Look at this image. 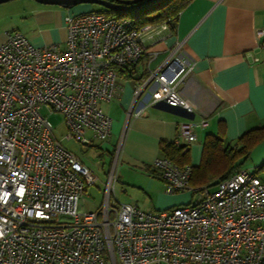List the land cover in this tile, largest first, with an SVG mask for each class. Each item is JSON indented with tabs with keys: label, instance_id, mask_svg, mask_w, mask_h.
Returning <instances> with one entry per match:
<instances>
[{
	"label": "built area",
	"instance_id": "2783aa9c",
	"mask_svg": "<svg viewBox=\"0 0 264 264\" xmlns=\"http://www.w3.org/2000/svg\"><path fill=\"white\" fill-rule=\"evenodd\" d=\"M168 21L138 27L127 17L104 12L67 15L64 48L35 45L15 29L5 32L0 43V264H264V179L252 168L239 167L210 190L191 185L190 165L158 156L151 166L165 192L188 190L199 198L144 211L112 199L114 160L101 205L80 212L79 200L97 177L63 147L39 112L43 107L61 113L67 139L90 144L109 138L113 119L101 103L120 92L116 70L138 64L144 36L169 30ZM257 37V48L264 51V30ZM245 57L259 61L250 51ZM192 61L183 42H175L135 86L130 113L141 114L135 103L147 91L150 105L191 113L194 107L178 86ZM193 127L192 122L178 124L186 143L196 138Z\"/></svg>",
	"mask_w": 264,
	"mask_h": 264
},
{
	"label": "crops",
	"instance_id": "0c3cea01",
	"mask_svg": "<svg viewBox=\"0 0 264 264\" xmlns=\"http://www.w3.org/2000/svg\"><path fill=\"white\" fill-rule=\"evenodd\" d=\"M83 10L87 8L33 6L20 12L18 18H34L38 26L49 18H63V22L53 28L40 27L38 31L20 32L35 45L53 44L64 48V18ZM260 30H264V0H192L180 12L174 30L144 36L145 52L140 62L129 71L132 77L117 75L118 96L101 103L113 119L111 134L102 145L115 143L109 153L115 151L116 163L120 160L122 164L138 169L146 178L144 185H135L138 192L132 194L141 198L145 190L152 196L151 207L144 211L159 207V198L165 196L161 178L158 172H152L151 166L155 158L162 156V142L188 144L190 164L197 165L205 136L217 134L221 122L226 143L234 142L247 130L264 125V51L257 48ZM7 31L0 32V43ZM177 41L183 42V49L193 59L192 69L178 86L181 95L192 103L193 111L186 113L183 109L164 104L150 105L147 91L135 103L134 109H142L141 114L130 113L134 106L135 86L146 78L150 68L167 56ZM248 51L259 61L251 63L245 57ZM201 120H206L207 125L201 126ZM181 122L194 124V141L186 143L180 137L178 124ZM93 143L94 139L87 145ZM263 163L264 140L252 149L242 166L252 168L264 179ZM146 167H150V171ZM182 200L173 197L165 206L182 205ZM137 201L133 204L139 207Z\"/></svg>",
	"mask_w": 264,
	"mask_h": 264
},
{
	"label": "rangeland",
	"instance_id": "374dc122",
	"mask_svg": "<svg viewBox=\"0 0 264 264\" xmlns=\"http://www.w3.org/2000/svg\"><path fill=\"white\" fill-rule=\"evenodd\" d=\"M33 6L50 5L42 4L36 0H9L7 2L0 3V32L15 29L21 31L24 34L31 29L38 31L40 27L53 28L61 24V21L63 22V18H49L47 22L38 26L35 24L34 18H18L20 12L30 9ZM75 6H84L87 8V10H83L82 13L99 11L103 9V7L98 4L84 3ZM39 112L43 117L50 121L53 127L54 136L61 142L63 147L75 154L79 160L85 163L86 166L92 170L94 175L97 177L95 184L88 186L85 194L82 195L79 200L80 212L95 210L101 205L103 201V184L106 181L115 160V151L114 153L112 152V154L109 152L112 151V146L115 143L104 146L102 143L107 142V140L94 139V143L92 145H87L77 142L73 139H67V128L61 113L55 111L50 112L43 107L39 110ZM114 171L115 175L117 176V180L114 185L112 199L116 200L118 203L129 202L132 204L135 203L134 201L138 200L137 203L139 208L141 210H146L147 207H149L152 203V196L148 192L146 193L145 190L143 191L141 198L138 196L136 197V195L135 197L132 196L133 192H138L136 186L138 187V185H144L146 183V178L141 176V173L138 171V169L124 165L120 160H118V162L115 164ZM214 188L215 187L211 185L209 189L213 190ZM162 191L165 196L159 198V207L155 206V208H152L151 211H158V209H170L174 206H177L176 204L165 206L168 204L167 202L173 197L183 199L181 202L182 204H187L191 200L192 202H195L199 198L198 193L191 195V192L188 190L176 193H167L164 190V184ZM129 196H132L133 198H129Z\"/></svg>",
	"mask_w": 264,
	"mask_h": 264
},
{
	"label": "trees",
	"instance_id": "16d2710c",
	"mask_svg": "<svg viewBox=\"0 0 264 264\" xmlns=\"http://www.w3.org/2000/svg\"><path fill=\"white\" fill-rule=\"evenodd\" d=\"M191 1L158 0L149 6L133 11H113L103 8L102 10L94 12H104L108 16L117 18L127 17L138 27L146 24L157 25L169 19V29L174 30L180 12ZM131 70L132 68L125 67L117 69L116 71L117 75L131 78L132 74L129 73ZM223 127L224 125L221 122L220 130L217 134H207L205 136L198 165L190 164L189 149H185L184 145H180L177 142H162L160 144L162 156L171 159L179 166L190 165V183L192 186H215L217 182L225 179L241 167L248 159L252 149L264 140V125H261L257 128L247 130L234 142L226 143ZM261 166L264 167V163ZM150 169V167H146V170L150 171ZM152 169V172H157L154 168Z\"/></svg>",
	"mask_w": 264,
	"mask_h": 264
},
{
	"label": "water",
	"instance_id": "95a60500",
	"mask_svg": "<svg viewBox=\"0 0 264 264\" xmlns=\"http://www.w3.org/2000/svg\"><path fill=\"white\" fill-rule=\"evenodd\" d=\"M9 0H0V3L7 2ZM42 4L57 5L65 8H70L78 4H98L104 9H110L113 11H133L146 6H149L158 0H36Z\"/></svg>",
	"mask_w": 264,
	"mask_h": 264
}]
</instances>
